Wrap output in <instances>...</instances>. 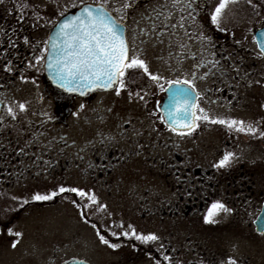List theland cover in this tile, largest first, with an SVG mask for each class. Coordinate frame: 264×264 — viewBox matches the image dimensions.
<instances>
[{
	"label": "rangeland",
	"instance_id": "rangeland-1",
	"mask_svg": "<svg viewBox=\"0 0 264 264\" xmlns=\"http://www.w3.org/2000/svg\"><path fill=\"white\" fill-rule=\"evenodd\" d=\"M28 2L0 0V20L4 21V27L11 28L13 34L27 33L35 40H45L48 29L57 18L80 4V0ZM125 3L130 7L123 8ZM166 3L170 0H106V7L118 19L123 18L128 26L129 48L146 61L151 73L162 79L154 82L142 70H128L126 86L119 95L113 89L92 94L84 100L70 97L56 107L59 112L65 107L68 109L65 116H60L63 119L61 133L68 138V150L77 151L84 142L91 149L93 145L89 141L94 138L91 135L99 130L116 128V119L122 120L133 113L139 117L136 115L130 119L135 124L142 122L145 134L149 124L152 126L149 114L156 113L155 91L160 88L161 101V89L169 80H191L199 93L196 104L210 119L198 120L191 132L171 137L172 143L178 146L177 152L172 154V148L160 150L163 160H160L159 173L146 167L138 171L135 168L138 165L133 164L135 167L128 166L129 176L124 184H96L88 169L80 167V170H68L69 174L64 175L66 182L50 186L47 182L39 183L49 176L44 169H30L27 176H37V183L33 180V184H27L28 178L23 183L20 177L21 182L3 188L7 198L16 202L15 198L22 197L24 187L35 188L36 193L41 194L53 191L58 194L59 188L64 187L83 189L95 197V202L90 203L87 197L68 191L49 200L30 199L33 201L30 205H25L27 200H21L15 207L14 203L8 202L9 199L0 197V264H63L74 258L85 259L90 264H228V257H232L236 264H264V234L256 235L252 230L255 208L251 207L252 214L243 219L241 215L233 216L231 202L226 205V182H223L226 169L228 172L242 170L243 164V169L251 172L247 174L250 180H247L245 192L248 193L249 188L264 191V136L260 135L264 132V57L257 50L252 36L253 30L264 24V0H227L218 24L212 22L211 14L219 0H189L190 8L181 0L183 11L177 6L171 16L160 15L157 23L153 9L158 12L159 6ZM169 11H172L171 7ZM181 16L185 18L183 21H180ZM178 23H184L185 27L174 30L169 26ZM4 27L1 33L8 39L9 32ZM162 27L167 31H161ZM226 42L235 45L226 47ZM223 56L234 58V63L239 61L238 69L246 70L244 78L233 79L235 68H222L225 65ZM35 63L41 67L40 62L35 60ZM225 81H228L227 91L223 86ZM54 89L52 87L60 100H67L64 94L62 98ZM230 89L233 90L229 92ZM49 103L37 105L38 113L31 112L48 113L55 108L54 103ZM102 115L104 120L98 121ZM212 118L242 121L243 126L251 125L255 132H241L236 126L230 128L227 124L214 123ZM160 128H165L161 121ZM164 132L166 139L168 132ZM259 136L262 142L257 139ZM46 139L43 137V141ZM230 141L232 145L221 148ZM225 152H231L233 156L227 167H220L218 162ZM178 157L189 172H183V167L180 170ZM205 162L210 166L214 162L218 164L214 173L210 166H206L207 170L199 169L196 174H191L194 166L199 168ZM154 172L157 173L156 182L148 178ZM210 174L218 175L217 182L223 184L216 189L213 199L231 210L216 212L212 217L215 223L204 220L212 204L208 206L203 201L200 207L199 202V198L204 200L209 195L206 185L200 184L205 177L210 178ZM5 176L17 177V170L10 168V173ZM134 179L145 184H131ZM193 190L195 194L190 195ZM17 232L21 235L16 236ZM126 232L129 234L124 235ZM132 232L154 234L157 239L145 242L136 239ZM97 233L103 235L108 244L102 243ZM112 244L118 247H110Z\"/></svg>",
	"mask_w": 264,
	"mask_h": 264
},
{
	"label": "flooded vegetation",
	"instance_id": "flooded-vegetation-1",
	"mask_svg": "<svg viewBox=\"0 0 264 264\" xmlns=\"http://www.w3.org/2000/svg\"><path fill=\"white\" fill-rule=\"evenodd\" d=\"M159 18L160 16H157L154 20L157 21ZM151 22L154 23V21ZM157 23L159 22L157 21ZM4 25V23L0 24V101L2 103L0 112V184L9 185L16 181L19 182L20 177H22L23 183L27 178L29 179H27V184H33V180L37 183V176H27V172L32 168L44 169L43 171L49 174L45 180L43 179L39 183L62 184V181H65L64 175L69 174V169L77 168L80 170L82 167L83 170L88 169L90 177L96 184L118 185L126 182L125 179L129 176L128 166L133 167V164H136L138 166L134 167L138 171L142 167L154 168L159 173L160 160H163V156L160 157V150L163 152L164 149L172 148L171 152L175 155L178 146L176 143H172L174 140L171 137L175 136L176 131L173 132L167 128L168 138L165 139V128H160V88L155 91L156 113L152 115L148 113L152 126L149 124L145 134L142 131V122L138 120L139 123L135 124L130 119L137 114L130 113L125 118L122 117V120H115L116 128L104 132L97 130L98 133L91 135L94 137L89 141L93 145L91 149H88L85 145L89 147L90 145L84 142L77 151L68 150V138H66V134L61 133L62 127L60 126L63 120L60 116L68 112V109L65 107L63 112H59V108L56 109V107L62 102H67L72 96L84 100L98 92L82 96L67 92L52 84L43 73L42 63L41 67L35 63V56L41 55L40 50L45 48V40H35L32 35H27V33L13 34L11 28L4 27ZM158 25L160 26V24ZM2 27L9 32L8 39L1 33L3 32ZM229 45L234 46V44L226 42V47ZM222 61L225 63L222 68H238L239 61L234 63L232 57L223 56ZM30 64L33 66L29 67ZM243 66L244 64H241V67ZM245 71L243 69L242 73ZM52 87L55 88V92L59 91V96L67 97V100H60L57 94L52 91ZM46 102L54 103L55 108L42 115L32 113H38L36 106ZM20 104L24 105L23 109L20 108ZM149 104L151 105L152 102ZM9 107L12 108L11 113L8 111ZM145 111L147 113L148 109L145 108ZM141 114L143 115V113ZM91 117L95 120V117ZM102 120H104V115L98 118V121ZM129 126L133 127L128 128ZM43 137H46L47 141H43ZM229 146L230 144L225 142L221 148L226 149ZM85 152H87L86 155H84ZM168 155L170 156V153ZM178 161H180L178 167L184 169L180 157H178ZM10 168L17 170V177L5 176L6 173H10ZM240 168L242 170L234 171L231 169L229 172L226 169L223 182H226V202H231L233 215L235 217L241 215L243 219L245 215L252 214V208L253 210L255 208L253 215L259 213L261 200L264 199V191L256 192L258 189L249 188V192H245L247 180H250L247 174L251 172H246L243 169V164ZM185 170L189 172L188 168L184 169L183 172ZM194 171L191 174H195ZM157 173L148 175V178L152 179L150 181L156 182L154 180ZM251 183L254 184L255 182L251 181ZM131 184L145 183L134 179ZM216 184L215 178L210 177L207 190L209 195L204 200L199 198L200 207L203 201H205V205H209L211 197L217 194V190L214 189ZM196 186L199 190L200 187ZM33 192L36 193V189L32 187L22 189L21 195L24 200H27L26 205L33 202L30 200ZM136 194L139 195L138 192ZM191 194L194 195L195 191L193 190ZM56 196L54 197L56 198ZM138 198L141 200V197L138 196ZM246 224L250 225V222H246ZM242 227L244 228V226ZM252 230L254 231V229ZM255 234L262 235L264 232H255ZM158 244L160 246V241Z\"/></svg>",
	"mask_w": 264,
	"mask_h": 264
},
{
	"label": "snow or ice",
	"instance_id": "snow-or-ice-1",
	"mask_svg": "<svg viewBox=\"0 0 264 264\" xmlns=\"http://www.w3.org/2000/svg\"><path fill=\"white\" fill-rule=\"evenodd\" d=\"M226 2L227 0H219L212 12L211 19L214 24L219 23V16ZM184 5L191 7L189 0H184ZM184 5H181V0H170V3L159 6L160 11L156 12L155 9L153 11L157 16L162 14L171 16L177 6H181V11H183ZM122 7L128 8L130 5L125 3ZM169 7L172 11H169ZM62 17L54 25L55 31L44 41L45 45L49 47L41 49V55L35 56V59L44 65L51 80L61 89L76 92L89 87L114 88L117 95H119L121 89L126 86V73L128 70L137 69L142 70L154 82L162 79L159 75L151 73L146 61L129 48L123 34L121 23L123 18L118 20L109 12L106 7V0H99L95 4L89 3L88 0H80L79 11L75 15L63 16L62 14ZM184 19V16L180 17V21ZM169 26L174 30L185 27L184 23L170 24ZM161 31L166 32L167 28L162 27ZM261 37L262 40L259 46L261 47V54H264V33H261ZM180 47H183V44ZM32 66L29 65V67ZM193 75L195 74L193 73ZM167 83L173 85V87L167 89L170 95L166 110L168 127L173 132L177 130V127L186 128L191 132L197 126L196 121H208L210 119L206 111L195 102V97L199 93L195 92L191 80H169ZM185 85L188 87H185ZM20 108L23 109L24 105L20 104ZM8 111L11 113L12 108L9 107ZM161 119H165V117L162 116ZM212 122L227 124L230 128L236 126L241 132L245 130L255 132V128L251 125L245 127L243 126L244 122L234 119L212 118ZM260 135L264 136V132H261ZM232 156L233 153L225 152L218 162L219 166H227L231 162ZM65 191L75 193L82 198L87 197L90 203L95 202V197L88 195L83 189L59 188L60 193ZM56 194L55 191L49 194L35 193L31 199L34 201L49 200ZM73 203L75 204L76 201H73ZM220 210L231 211L225 208L221 202L215 201L204 217L205 222L215 223L212 217ZM257 223L259 225L258 230L264 232V217H261ZM129 228H131V225H129ZM11 231L9 229V232ZM113 234L115 235V233ZM128 234L127 232L124 233V235ZM131 234L135 235L136 239L145 242L157 239L154 234L137 235L135 232ZM15 235L20 236L21 234L17 232ZM97 235L102 243L108 244V240L103 235L99 233ZM12 246H16L15 241H13ZM110 247L116 248L118 245L112 244ZM164 258L165 260L168 259L167 256ZM228 264H236V261L232 257H228Z\"/></svg>",
	"mask_w": 264,
	"mask_h": 264
},
{
	"label": "water",
	"instance_id": "water-1",
	"mask_svg": "<svg viewBox=\"0 0 264 264\" xmlns=\"http://www.w3.org/2000/svg\"><path fill=\"white\" fill-rule=\"evenodd\" d=\"M89 3H93L95 4L94 2H90L88 1ZM108 9V8H107ZM109 10V9H108ZM79 11V5L78 6H74L72 8H70L69 10H67L66 12L63 13V16H67V15H75L77 12ZM110 12V10H109ZM111 13V12H110ZM112 14V13H111ZM62 15H60V17L54 22V24L51 26L49 32H48V36H47V39L48 37L50 36V34L52 32L55 31V27L54 25H56L61 19H62ZM122 23V22H121ZM122 27H123V34L126 38V29H127V26L122 23ZM261 33H264V26H262L261 28H258L254 31L253 33V36H254V39H255V42H256V45H257V48L261 51V47L259 46L260 43H261V40H262V37H261ZM127 40V38H126ZM46 47H49L48 45H46ZM264 55V54H263ZM44 73L46 74V76L48 77V79L53 83L55 84L50 76H49V73L47 72V70L44 68ZM57 85V84H56ZM170 87H173V85H166V87L164 88V95H163V98H162V101L160 102V113L162 114V116L165 117L164 121L166 122V124L168 125V122H167V116H166V110H167V107H168V103H169V92L167 91L168 88ZM185 87H188L187 85H185ZM113 89V88H111ZM111 89H101V88H94V87H89L87 89H81L79 91H76V92H72L74 94H79V95H89L90 93L94 92V91H105V90H111ZM195 100H196V97H195ZM0 108H1V103H0ZM177 129H186V128H181V127H177ZM261 217H264V203H263V206H262V209L259 213V215L257 216L256 220L254 221V225H255V229L257 232H261L259 231V225L257 223V221L261 218ZM64 264H89L87 261L83 260V259H72L70 261H67L66 263Z\"/></svg>",
	"mask_w": 264,
	"mask_h": 264
},
{
	"label": "trees",
	"instance_id": "trees-1",
	"mask_svg": "<svg viewBox=\"0 0 264 264\" xmlns=\"http://www.w3.org/2000/svg\"><path fill=\"white\" fill-rule=\"evenodd\" d=\"M20 1V0H19ZM25 3H29L28 1L29 0H23ZM41 8H39V10H40ZM0 24H2V20L0 21ZM204 185H206V188H207V190H208V184H204Z\"/></svg>",
	"mask_w": 264,
	"mask_h": 264
}]
</instances>
